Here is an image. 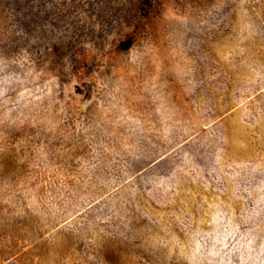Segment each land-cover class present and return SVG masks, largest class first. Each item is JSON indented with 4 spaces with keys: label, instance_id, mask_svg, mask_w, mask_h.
<instances>
[{
    "label": "rangeland",
    "instance_id": "1",
    "mask_svg": "<svg viewBox=\"0 0 264 264\" xmlns=\"http://www.w3.org/2000/svg\"><path fill=\"white\" fill-rule=\"evenodd\" d=\"M0 264H264V0H0Z\"/></svg>",
    "mask_w": 264,
    "mask_h": 264
}]
</instances>
